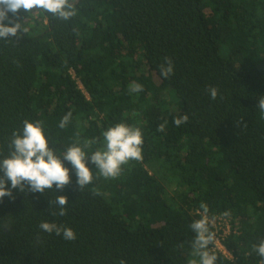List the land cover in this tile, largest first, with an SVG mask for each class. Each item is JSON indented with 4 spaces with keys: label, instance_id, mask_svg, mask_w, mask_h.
<instances>
[{
    "label": "trees",
    "instance_id": "trees-1",
    "mask_svg": "<svg viewBox=\"0 0 264 264\" xmlns=\"http://www.w3.org/2000/svg\"><path fill=\"white\" fill-rule=\"evenodd\" d=\"M73 3L68 21L21 11L13 19L27 31L0 39V160L26 119L43 122L57 155L77 137L95 138V151L117 123L138 127L142 159L81 191L67 161L63 190L14 189L0 200V264H199L190 224L202 202L216 264H261L253 245L264 240V118L255 107L264 95V0ZM165 57L169 78L159 71ZM134 82L144 87L130 94ZM184 114L188 122L175 126ZM56 195L68 198L64 216L51 214ZM42 221L76 239L41 231Z\"/></svg>",
    "mask_w": 264,
    "mask_h": 264
},
{
    "label": "clouds",
    "instance_id": "clouds-1",
    "mask_svg": "<svg viewBox=\"0 0 264 264\" xmlns=\"http://www.w3.org/2000/svg\"><path fill=\"white\" fill-rule=\"evenodd\" d=\"M43 11L53 17L68 21L76 15V8L73 0H0V39L8 40L9 37H20V33L27 31L21 28V23L17 22L20 12L25 13ZM9 13L12 16H9ZM7 21V23H5ZM162 77L169 78L174 74V64L170 57H165L159 65ZM140 83H132L129 86V93H139L143 90ZM210 98L215 100L218 95L216 87L207 89ZM255 107L259 110L261 118H264V95L258 96ZM71 119V113H67L59 123L61 129L65 128ZM187 114L174 116L172 123L180 127L187 123ZM167 121L157 126L158 132H163ZM103 145L92 151V147L97 143L94 139L80 140L76 138L66 150L57 155L55 150L49 147L48 140L44 134L42 121L31 122L23 121L22 130L14 131L10 142V154L0 160V200L5 196L14 199L13 190L20 192L41 193L45 190H63L71 183L70 169L65 166V161L71 165L77 180L76 184L79 191L93 183L98 177L114 179L121 174L122 166L131 160L142 159L143 136L138 127L127 125L123 122L114 126H109L103 133ZM89 163L95 166V176L88 166ZM10 182V187L8 184ZM49 205L54 204L58 212L52 215L64 216L67 214L66 208L68 198L64 195H56L54 201H48ZM202 210L200 219L194 220L190 224L192 232L195 234L192 241V255L199 257V264H216L217 255L209 249L213 244L216 234L209 229V209L205 203L200 204ZM228 215V213H224ZM38 228L48 234L62 236L67 241L76 239L75 231L70 227L58 225L55 222L42 221ZM40 237H37V242ZM253 251L262 258L264 264V240L253 245ZM119 264H126L123 259ZM190 264H197L195 259Z\"/></svg>",
    "mask_w": 264,
    "mask_h": 264
},
{
    "label": "rangeland",
    "instance_id": "rangeland-1",
    "mask_svg": "<svg viewBox=\"0 0 264 264\" xmlns=\"http://www.w3.org/2000/svg\"><path fill=\"white\" fill-rule=\"evenodd\" d=\"M217 230H218V229H217ZM226 230H227V228H226ZM226 230H225V231H226ZM218 231H219V230H218ZM221 248H222V247H218L219 250H221Z\"/></svg>",
    "mask_w": 264,
    "mask_h": 264
}]
</instances>
